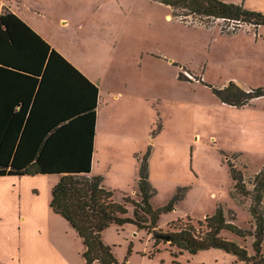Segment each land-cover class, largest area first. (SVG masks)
I'll list each match as a JSON object with an SVG mask.
<instances>
[{
	"label": "rangeland",
	"instance_id": "1",
	"mask_svg": "<svg viewBox=\"0 0 264 264\" xmlns=\"http://www.w3.org/2000/svg\"><path fill=\"white\" fill-rule=\"evenodd\" d=\"M6 1L98 82L101 103L91 168L104 176L102 183L115 201L133 195L136 169L145 157L155 190L152 207L166 204L178 190L182 195L159 215L154 228L158 235L176 230L171 224L176 220L190 219L195 226L219 205L229 218L234 215L237 225L253 228L251 197L234 189L229 162L252 190L254 175L264 165V95L236 106L223 102L211 88L230 82L243 89L264 88V25L242 23L234 29L222 19L173 16L172 8L157 0ZM230 2L264 13V0ZM182 12L187 13L175 9ZM58 180L56 174H37L18 187L28 196L26 218L47 222L50 236L70 242L79 239L76 233H65L47 213ZM126 208V216L133 217V205ZM222 235L253 253L252 236L226 230ZM101 237L119 264H242L219 248L173 257L176 248L169 241L132 223L111 224Z\"/></svg>",
	"mask_w": 264,
	"mask_h": 264
},
{
	"label": "trees",
	"instance_id": "2",
	"mask_svg": "<svg viewBox=\"0 0 264 264\" xmlns=\"http://www.w3.org/2000/svg\"><path fill=\"white\" fill-rule=\"evenodd\" d=\"M172 8L173 16L194 14L200 19L237 20L246 25H264V13L240 3L224 0H157ZM187 13H175V9ZM223 102L241 106L264 95V88L243 89L230 82L212 87ZM99 88L84 73L46 42L18 15L4 7L0 12V176L59 175L51 189L49 206L65 218L82 238L87 263H118L111 247L101 237L111 224H135L154 228L160 214L171 210L181 198L178 190L164 205L153 208L155 192L148 180L144 157L138 166L136 200L130 194L122 202L113 199L101 175H90L94 150L95 120ZM235 190L251 197L249 206L253 228L246 229L229 218L222 206L196 225L172 221L176 228L167 233L169 244L183 251L219 248L233 254L242 264H264V165L248 191L242 172L229 162ZM133 217H127V205ZM226 230L240 237L252 236L253 253L237 240L222 235ZM155 245L159 239H155ZM175 264H178L174 261ZM124 264V262H123Z\"/></svg>",
	"mask_w": 264,
	"mask_h": 264
},
{
	"label": "crops",
	"instance_id": "3",
	"mask_svg": "<svg viewBox=\"0 0 264 264\" xmlns=\"http://www.w3.org/2000/svg\"><path fill=\"white\" fill-rule=\"evenodd\" d=\"M248 6L250 7V5ZM4 7L14 12L7 1L5 2V0H1L0 12ZM15 14L18 15L17 13ZM19 17L25 21L21 16ZM167 17H169L168 14ZM32 29L35 30L34 28ZM38 34L46 42H48L44 36H42L40 33ZM51 47L53 46L51 45ZM56 50L60 52L58 49ZM73 65L77 67L75 64ZM78 69L80 68L78 67ZM91 81L98 86V82L93 80ZM117 96L118 94L113 95L114 98ZM100 101L101 92L99 88V104L97 112L101 103ZM96 123L97 113L95 120V135ZM112 165L113 163L111 161L107 162V169L110 170ZM136 171V177L134 178V185H136V187L134 186L132 192L133 195L131 196L137 200L138 167ZM91 172L94 173L92 175H100L98 172H94L93 165ZM34 177H37V175H22L20 177L10 175L0 176V264H87L83 256L85 245L82 238L78 236L77 232L72 228L69 222L60 214L55 213L50 206V209L48 208L47 213L51 215L53 221L63 226L65 233H72L74 236L76 233V236L79 239H70L69 242L66 238H53L50 236V226L47 222L41 221L38 223L34 220L26 218L25 210L27 204H24V200L25 197L28 196L25 190L23 188L20 189L18 185L21 184L25 178H30V180H33ZM102 177L104 179V176ZM68 243H70V246H68ZM72 243L75 244V247L72 245Z\"/></svg>",
	"mask_w": 264,
	"mask_h": 264
},
{
	"label": "built area",
	"instance_id": "4",
	"mask_svg": "<svg viewBox=\"0 0 264 264\" xmlns=\"http://www.w3.org/2000/svg\"><path fill=\"white\" fill-rule=\"evenodd\" d=\"M227 22L230 23V26H228V27H233L234 29H236L242 25V23L240 21H237V20H228Z\"/></svg>",
	"mask_w": 264,
	"mask_h": 264
},
{
	"label": "water",
	"instance_id": "5",
	"mask_svg": "<svg viewBox=\"0 0 264 264\" xmlns=\"http://www.w3.org/2000/svg\"><path fill=\"white\" fill-rule=\"evenodd\" d=\"M157 238H161L163 240L169 241V236L168 235H156Z\"/></svg>",
	"mask_w": 264,
	"mask_h": 264
}]
</instances>
